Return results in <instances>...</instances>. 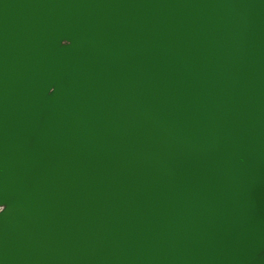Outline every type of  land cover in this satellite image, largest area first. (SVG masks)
<instances>
[{
  "label": "water",
  "instance_id": "obj_1",
  "mask_svg": "<svg viewBox=\"0 0 264 264\" xmlns=\"http://www.w3.org/2000/svg\"><path fill=\"white\" fill-rule=\"evenodd\" d=\"M0 264H264V0H0Z\"/></svg>",
  "mask_w": 264,
  "mask_h": 264
}]
</instances>
